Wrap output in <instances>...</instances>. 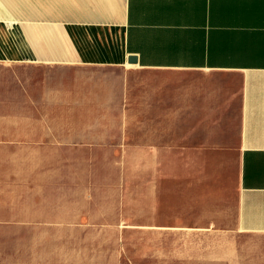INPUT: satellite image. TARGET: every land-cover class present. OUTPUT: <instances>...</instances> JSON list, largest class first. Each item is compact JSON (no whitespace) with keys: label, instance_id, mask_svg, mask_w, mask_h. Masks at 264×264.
I'll use <instances>...</instances> for the list:
<instances>
[{"label":"crops","instance_id":"crops-1","mask_svg":"<svg viewBox=\"0 0 264 264\" xmlns=\"http://www.w3.org/2000/svg\"><path fill=\"white\" fill-rule=\"evenodd\" d=\"M47 156L132 157V215H47ZM228 156L230 264H264V0H0V264H125L127 233L141 264L142 235L204 236L152 225Z\"/></svg>","mask_w":264,"mask_h":264},{"label":"rangeland","instance_id":"rangeland-1","mask_svg":"<svg viewBox=\"0 0 264 264\" xmlns=\"http://www.w3.org/2000/svg\"><path fill=\"white\" fill-rule=\"evenodd\" d=\"M236 169V156L222 157L221 171L211 172L210 178L201 176L199 184L190 188L188 196L182 195L180 185L175 186L176 193L169 197L171 202L162 204L161 210L178 218L161 221L152 228L164 224L180 228L184 222L193 228H206L205 235H165L160 234L165 232L162 229L155 236L142 235L143 252L149 253L152 245L155 255L153 260L141 264H230L229 230L236 222ZM141 175L142 184L148 183V174L143 171ZM46 181L47 215L87 212L93 215V222L99 224L116 222L114 219L101 220L105 214L113 217L127 212L132 215L133 186L140 182L135 178L132 157L123 156H47ZM177 182L181 184V180ZM143 199L148 200L147 197ZM182 199L190 201L189 219L184 221L182 212L187 211L188 206L182 205ZM141 206L143 212L150 211L148 202ZM143 223L144 227H151L148 220ZM219 226L222 232L214 236V227ZM119 238L127 254L125 264H138L132 257L137 249L135 240L139 237L127 233Z\"/></svg>","mask_w":264,"mask_h":264},{"label":"water","instance_id":"water-1","mask_svg":"<svg viewBox=\"0 0 264 264\" xmlns=\"http://www.w3.org/2000/svg\"><path fill=\"white\" fill-rule=\"evenodd\" d=\"M128 64H129V65H136V64H138V59H137V57H135V56H130V57L128 58Z\"/></svg>","mask_w":264,"mask_h":264}]
</instances>
